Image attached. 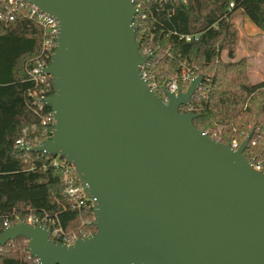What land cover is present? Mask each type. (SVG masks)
Instances as JSON below:
<instances>
[{
	"label": "water",
	"instance_id": "1",
	"mask_svg": "<svg viewBox=\"0 0 264 264\" xmlns=\"http://www.w3.org/2000/svg\"><path fill=\"white\" fill-rule=\"evenodd\" d=\"M59 24L41 98L52 134L29 150L61 156L92 202L95 231L73 243L24 220L39 264H264V170L179 111L202 82L154 93L140 75L133 0H24Z\"/></svg>",
	"mask_w": 264,
	"mask_h": 264
},
{
	"label": "trees",
	"instance_id": "2",
	"mask_svg": "<svg viewBox=\"0 0 264 264\" xmlns=\"http://www.w3.org/2000/svg\"><path fill=\"white\" fill-rule=\"evenodd\" d=\"M137 4L145 17L135 15L134 32L139 53L150 55L142 69L147 82L157 85L154 93L164 97L168 78L182 69L191 78L201 75V84L179 111L195 114L193 125L226 145L239 146L250 133L243 155L264 169V80L252 83L245 57L235 59L239 38L232 20L240 12L264 33V0H134ZM186 35L191 39L185 40ZM42 37L33 20L18 16L0 21V233L4 222L32 216L51 220L67 238L86 236L95 231L92 203L87 199L80 209L67 203L62 173L53 161L75 174L72 165L59 155L15 144L19 138L32 148L51 134L50 125L41 123L50 109L39 108L37 98L42 89L49 95L52 86L49 80L42 85L29 77ZM187 85L178 80V90ZM63 236L50 238L62 242ZM0 264L39 263L21 236L0 247Z\"/></svg>",
	"mask_w": 264,
	"mask_h": 264
},
{
	"label": "built area",
	"instance_id": "3",
	"mask_svg": "<svg viewBox=\"0 0 264 264\" xmlns=\"http://www.w3.org/2000/svg\"><path fill=\"white\" fill-rule=\"evenodd\" d=\"M133 4H134V0H133ZM229 5L232 6V3H230ZM139 6H140L139 4L134 5V8L136 9V14H139V16L143 18L145 17V14L139 11ZM18 16L24 17L29 20H33L41 28V33L43 35L40 46L41 54L36 58L34 64L32 65V68L29 70V77L36 84L48 85L47 82L49 80L50 83V76L44 73L43 69L48 64L49 58L53 52L52 50L55 46V41L58 36L57 33L59 30L58 21L52 15L42 11L33 3H28L24 0H0V21H5V22L12 21L14 20L15 17ZM184 38L185 40L188 41L191 39V36L186 35L184 36ZM142 68L143 66L140 67V75L144 80H146V72L145 70L143 71ZM168 79L169 80L166 82L163 88H166L168 91L172 93H176L177 91H179L178 90L179 79L186 82L187 84L192 80L188 71L185 69H182L177 74L171 75ZM150 88L152 90L156 89L157 85L154 83L150 85ZM41 91L42 93L37 98L39 108H41L43 105V103L41 102V98L47 96L43 94V89ZM163 98L165 99V97ZM53 120L54 119H53L52 111L50 110L49 113H47L45 116L42 117L41 123L45 126V128H47V126L50 125V131H51ZM50 136L48 137V139L50 138ZM15 144L17 145V147L30 149L22 139L18 138V140L15 141ZM231 146L234 149H236L238 147V144L236 142H233ZM53 163L56 167L59 168V170L62 173V179L64 181L63 194L67 198V203L72 208H76V209L84 208V206L87 203V199H89V197L86 194H83L76 173L74 174L71 168L69 166L67 167L64 166L63 163H59L57 161H53ZM253 166L258 171L264 170L263 167L259 164H253ZM21 220H24L29 224H35L38 222L50 229V235L63 236V232L61 228L55 226L54 224L50 225L52 221L47 218L43 219L42 222L35 221L32 216H29L26 219H21ZM21 220H18L17 222H20ZM3 225L4 228L5 226H8L6 222H4ZM83 237L85 236L84 235L80 236V238ZM76 238L79 237H76L74 234L70 235L69 238L63 236L62 238L63 241L61 243L70 244L73 243V241ZM65 241L68 242L66 243Z\"/></svg>",
	"mask_w": 264,
	"mask_h": 264
},
{
	"label": "rangeland",
	"instance_id": "4",
	"mask_svg": "<svg viewBox=\"0 0 264 264\" xmlns=\"http://www.w3.org/2000/svg\"><path fill=\"white\" fill-rule=\"evenodd\" d=\"M239 17H240L239 22L237 24H235L234 20L237 19V18H239ZM232 20H233V22L235 24L236 29L238 30V38L241 37L240 40L238 39L239 40V43L237 42V45H239V46H237L235 58H239L242 54H244L242 48L245 49L247 47V45H246L247 43H248V45H249L250 48H254V49H256V48L257 49L258 48H263V55H264V45L260 44V41L262 39H264L261 36H264V35L262 34L261 31H259V28H257L250 21V19L247 16L243 15L240 12L238 14L236 13L233 16V19ZM239 30H240V35H239ZM246 37H251V39L248 41L246 39ZM249 51H250V49L248 50V54L249 55L253 53V52H251V51L249 52ZM222 57L225 58V52L222 53ZM245 59L247 61V70L251 71L252 70V67L254 66L253 63L254 64H257L258 63V61H256V59L257 60L264 61V56L263 57L260 56V57H258L256 59H254V57H252V58L251 57L250 58L245 57ZM260 65L261 64H259V66ZM261 69H262L261 71H263V73H264L263 66L261 67ZM262 77L264 78V74L262 75ZM249 79H250V81L252 83H255L260 78H257L256 79L255 77H253L252 75H250V78Z\"/></svg>",
	"mask_w": 264,
	"mask_h": 264
},
{
	"label": "crops",
	"instance_id": "5",
	"mask_svg": "<svg viewBox=\"0 0 264 264\" xmlns=\"http://www.w3.org/2000/svg\"><path fill=\"white\" fill-rule=\"evenodd\" d=\"M238 14V13H237ZM239 20H240V17L239 18H237V19H235L234 20V22H235V24H237L238 22H239ZM256 26V25H255ZM257 27V26H256ZM258 28V27H257ZM259 31H261V29L259 28ZM262 32V31H261ZM262 34L264 35V33L262 32ZM239 35H240V30H239ZM261 37H263L264 38V36H261ZM241 39V37L239 38V40ZM246 39L249 41L250 39H251V37H246ZM239 40H238V43H239ZM260 44H262V45H264V39H262L261 41H260ZM247 45V47L245 48V49H243L242 48V50H243V52H244V54H242L240 57H247V58H252V57H254V59H256V58H258V57H263L264 55H263V48H256V49H254V48H250L249 47V45H248V43L246 44ZM239 46V45H238ZM249 47V48H248ZM250 49V51L251 52H253L252 54H248V50ZM249 51V52H250ZM239 57V58H240ZM239 58H235V59H239ZM249 61V60H248ZM256 61H258V63L259 64H261L262 66H263V68H264V61H261V60H257L256 59ZM254 64L253 63V67H252V70L251 71H249V70H247V75H248V77L250 78V75H252L253 77H255L256 79L257 78H260V79H258L257 80V82H259V81H262V80H264V78L262 77V75L264 74L263 73V71H261L262 69H261V67L259 66V64ZM249 64V63H248ZM257 82H255V83H257Z\"/></svg>",
	"mask_w": 264,
	"mask_h": 264
}]
</instances>
